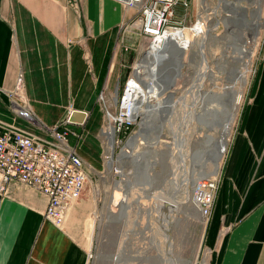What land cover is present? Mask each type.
Listing matches in <instances>:
<instances>
[{
	"label": "crops",
	"instance_id": "obj_1",
	"mask_svg": "<svg viewBox=\"0 0 264 264\" xmlns=\"http://www.w3.org/2000/svg\"><path fill=\"white\" fill-rule=\"evenodd\" d=\"M133 12L118 0H80L79 8L69 0H0V117L13 120L8 92L22 71L42 122L52 126L79 108L88 113L87 129L98 131L103 119L96 129L93 125L100 91L114 94L117 81L125 76V84L134 66L132 44L138 36L126 32L123 39L120 29ZM252 63L255 71H248L201 239L212 254L210 264H264V40ZM16 123L51 136L23 117ZM81 153L88 162L95 156L86 148ZM5 185L0 189V264H88L86 246L68 228L45 218L44 193L19 180Z\"/></svg>",
	"mask_w": 264,
	"mask_h": 264
},
{
	"label": "rangeland",
	"instance_id": "obj_2",
	"mask_svg": "<svg viewBox=\"0 0 264 264\" xmlns=\"http://www.w3.org/2000/svg\"><path fill=\"white\" fill-rule=\"evenodd\" d=\"M189 1L190 5L188 7L183 4L182 0L178 2L174 17L175 19L183 18L187 30H191L188 26L195 20L196 13V0ZM230 1L244 7V9L238 10L240 14H236L239 19L235 20V23L234 20H231L233 21L231 22V28H228L222 20L223 17L219 16V25H213L211 28L212 31L214 28L215 32L218 33L217 37L207 38L201 56L196 53L197 46L194 41L197 38H195V35L193 40L190 41V48L185 47L187 53L186 56L182 57L181 76L174 79V86L169 91L167 90L168 92H164L162 96L165 98L169 92H173L174 98H178L175 112L169 111V114L164 112L163 116L161 115V121L158 123L162 125V134H155L154 131L156 130L151 126L146 127L147 131L144 130L143 119L140 114H145V109L141 105L138 108L140 112L136 111L138 122L125 132L123 142H116L114 136L113 151L115 149L116 156L118 154L117 161L115 163L112 161L111 169H109L110 164L108 163L107 167L100 171L104 168V164H101V160L103 162L102 151L104 147L98 137V131L90 132L87 129L88 121H86L84 135L79 141V150L81 153V149L86 148L87 152L95 156L91 158L92 162L85 159L90 168L89 177L82 196L76 200L71 213L69 211L70 215L68 214L64 227L68 228L71 234L88 249V264H164L161 259L164 258L162 250L166 247V241L162 226L169 216L173 219V230L169 244L172 243L173 252L180 260L178 264H210L212 254L210 252L209 256L207 248L204 249L201 242L204 228L209 221L206 222V219L202 216L200 206H197L192 199H188L186 202H180L173 212L168 210V204L172 200L178 201L181 199L182 192L186 189L189 191V184L192 179L214 177L216 157H213L215 155L212 153H208L211 147L206 137L208 134L214 135L216 138L212 141V145L216 147L220 141L219 136L222 135V127L225 123L221 119L222 115L224 116L231 106L229 98L238 91L242 99L237 106L232 108L237 117L231 126L230 134L227 135L229 146L244 102L246 87L243 80L238 81L237 71L243 68L248 76L249 65L253 62L258 47L264 40V0ZM256 6H260L263 11L261 19L262 33L256 40H253L251 35H253L254 29L252 28V30L251 25L245 24L243 20L246 19L245 17L252 18ZM242 12L246 13L243 14ZM222 14L226 16L230 12L223 10ZM240 20L242 22L239 24ZM244 39L248 42V48L253 50L254 56L251 58L246 56L247 54L240 58L238 51L235 49L236 44H240L241 40ZM146 43H148L146 38L140 36L137 38V42L132 44V57L135 56V62L138 58H141V50ZM243 59L244 64H242ZM87 61L88 64L92 63L91 55ZM135 62H133V65H135ZM163 64L165 66L166 62ZM132 72H135L133 66L131 67ZM124 80L125 76L122 77L121 82L117 81L116 92L114 93L116 96L121 95ZM232 85H234V88ZM141 88V92L146 94L147 92L142 85ZM106 90L110 96L114 95L108 89ZM224 91L227 92L225 96H213L211 94L212 92L220 94ZM191 98L193 102L198 100L194 108L196 112L198 109L201 112L199 120L196 117L193 123L191 113L184 115V110L187 108L188 110L189 108L190 110L193 109ZM98 102V110L94 116L97 121L94 125L91 123L95 126V129L98 127L100 118L102 120L104 115L99 96ZM212 103L219 105L220 110L209 112L210 115L207 118L208 115H204V108L210 107ZM31 123L39 125L43 130L46 129L40 119H38V122ZM191 131L194 140L191 141L192 144L189 147L191 151L189 153L192 155L187 158V156L182 155L185 144L184 141L183 144L181 143V138H183V135L188 138ZM120 137L122 138V135ZM130 142H134V146L138 147V151L140 150L139 152L135 151L136 157L134 159L131 157V149L128 148ZM146 147L147 149H145ZM204 150L205 152H202ZM225 157L224 154L219 162L221 171ZM185 158L188 159L187 163L190 165H188V173L184 169V165H186ZM114 166L119 174L114 171ZM120 182L122 188H118ZM117 189H121L128 195L127 202H124L123 207L121 203L112 205L111 197L114 196ZM188 194L192 198V193ZM90 253L91 255H89ZM206 259L208 262L205 261Z\"/></svg>",
	"mask_w": 264,
	"mask_h": 264
},
{
	"label": "built area",
	"instance_id": "obj_3",
	"mask_svg": "<svg viewBox=\"0 0 264 264\" xmlns=\"http://www.w3.org/2000/svg\"><path fill=\"white\" fill-rule=\"evenodd\" d=\"M69 1L79 8L80 0ZM118 1L125 8H132L134 11L120 24L122 37L124 39L126 32L145 37L148 43L142 48V54L150 47L158 46L161 49L168 42L171 29L179 31L186 27L183 18H174L180 0ZM182 2L186 7L190 5L189 0ZM222 12L220 0H196L195 20L188 27L196 37L202 36L213 23L219 21V16H224ZM179 40L186 48H190V40L184 35H180ZM124 49L128 50L130 46L124 45ZM89 56L87 54L86 58L89 59ZM254 71L255 67L252 65L250 72ZM133 81L136 82V78L134 73H131L119 96L116 94L110 96L106 89L99 93L104 113L98 130V137L104 147L102 151L104 168L100 171L107 167L110 160L115 163L118 157L115 149L111 152L108 150V129L113 126L116 142H123L125 132L137 124L135 118L137 91L132 86ZM8 94L14 117L12 121L0 117V173L2 174L0 189H4L5 184L12 180L35 186L48 197L45 218L63 228L72 205L82 196L89 177V164L79 150V141L84 135L87 119L84 122L71 121L70 110L63 120L52 126L43 122L42 125L51 136H42L16 123L18 116L30 122H38L39 119L27 95L22 71L18 73L16 83ZM71 136L75 137V142H72ZM227 151L228 146L225 155ZM113 169L119 174L115 166ZM199 181L195 194L200 202V212L207 222L214 207L220 174Z\"/></svg>",
	"mask_w": 264,
	"mask_h": 264
},
{
	"label": "bare ground",
	"instance_id": "obj_4",
	"mask_svg": "<svg viewBox=\"0 0 264 264\" xmlns=\"http://www.w3.org/2000/svg\"><path fill=\"white\" fill-rule=\"evenodd\" d=\"M220 2H221L222 9L224 11H229L230 12V14H226V16H223L222 20H223V22L225 23V25L228 28H231V26H232L231 22H233L231 20H234V23H235V20L239 19L236 16V14L239 13L238 10L240 11V9L242 10V9H244V7L241 6L240 4L238 5L237 3L233 2V1H230V0H227V1L220 0ZM207 4L210 5L208 2H207ZM259 7L258 6L255 7V10L253 11V15L251 16L252 18L249 17L250 19H248L247 17H245L246 19H244V20L242 19L243 21H245V24L251 25L250 26L251 29L252 28L254 29L253 35H251L253 40H256L260 36V34L262 33V30H261V19L263 17V14H262L263 11H262L261 7L260 8ZM242 13L245 14L246 12L245 13L242 12ZM243 14H242V16H243ZM240 22H242V21L240 20L239 24H240ZM216 24H218V22L213 23L212 26L216 25ZM212 26L209 28V30H207L203 34V36H199V37H195L194 36L195 34L193 33V31L192 30H187L186 28H183L182 30H179V31L176 30V29H171L169 31V33H170L169 40H168L167 43H165V45L161 49L158 46L150 47L148 49V51H145L142 54L140 59L138 58V60H136L135 65L133 66V68H135L134 76L136 78V82L135 81L132 82V86L137 91V97H136L137 104H136V108H135V113H136V111L140 112L138 110V108H140L141 105H143V108L145 109V111H144L145 114H143V115L140 114V116L143 119L142 120V124H143L144 130L146 129V127L148 128V127L151 126L152 128H155L156 131L153 130L154 132H156L155 134H158V135L162 134L161 133L162 125L158 123L159 121H161V115L163 116L164 112L169 114V111L173 112L174 109L176 110L175 106L177 105L178 98L177 99H176V97L174 98V93L173 92H169V94L165 97L166 99L163 98L162 96H163L164 92H168L174 86V79H176L178 76H181V68H182V61H183L182 57L186 56L187 51L185 49L184 43L179 40V36L180 35H184L186 37V39H189L190 41L193 40L194 37L197 38L196 41H194V42H196V46H197L196 53L199 56H201L203 54V50H204V42L207 40V38L209 39V38H214V37L216 38L217 37L218 33L215 32L214 28H213L214 32L212 31V29H211ZM209 32H210V35H209ZM235 49L238 51V56L240 58L243 55H246V54H247L246 56H249L250 58L252 56H254L253 50H250V48H248V42L245 39L243 41L241 40L240 44L239 43L236 44ZM165 62H166V64H165V66H163L164 65L163 63H165ZM239 62H240V60H239ZM244 63H245V61L243 59L242 64H244ZM251 65H252V62L249 65L250 68H251ZM250 68H249V70L251 71ZM237 79H238L239 82H241L243 80L244 84H246V82L248 81V76L246 75L245 71H243V68H240L237 71ZM140 84L145 88V90L147 92L146 94H143L141 92L142 88H141ZM232 86L234 88V85H232ZM226 93L227 92L224 91V92H222L220 94L219 93H215V92H212L211 94L213 96H225ZM182 97L184 98V100H186L184 96H182ZM139 99H140V101H139ZM229 99H230V105L231 106L227 109V111L224 114V116L222 115L221 119H223L225 121V123H224V125L222 127V135L219 136L220 137V141L217 143L216 147H214L212 145V141L216 137L214 135H212V134H208L207 137H206L207 140H208L207 142H210L209 146L211 147V149H209L207 147L209 149L208 153H212L213 155H215L213 157H216L215 158L216 160L214 162V163H216L215 164V170H214V176L219 175V173L221 171V166L219 165V162L222 159V156H224V154H225L226 148L228 146V137H227V135L230 134L231 126H232L233 122L236 120V117H237V114H234V112L232 111V108L237 106L241 102L242 98H241L240 93H238V91H237V93L235 92V94H233L231 96V98H229ZM191 100L193 102L192 98H191ZM197 101L198 100H195L193 102V105H192L193 109L192 110H190V108H189V110H188V108L186 110H184V115H186L188 113L192 114V117H193L192 118V123L196 120L195 119L196 117L199 120L200 113H201L200 111H198L199 109L198 110L196 109L197 112L195 111L194 106H196ZM134 106H135V102H134ZM219 110H220L219 109V105H215V104L212 103L210 107L207 106V107L204 108V115L205 116L208 115L207 116V118H208L210 113H212V111L218 112ZM135 118H136V122H138V117L135 116ZM190 129H192V128H190ZM147 130L148 129H146V131ZM186 134H187V131H186ZM190 134L188 135V138L185 135H183V138H181L182 139L181 143L184 141V144H185L184 148H183L184 152L182 151V155L185 156V157L187 156V158H189V156L192 155V154L189 153L191 151L189 149V147H191V144H192L191 141L194 140V138L192 136L193 135L192 131H191ZM108 135H109L108 147H110L109 150L111 152V149L113 151V147H114V145H113V142H114V128H113V126L108 129ZM175 137H172V138L174 139ZM219 137H218V139H219ZM115 139H116V136H115ZM128 148L131 149V157L134 159L136 157L135 151H138L137 150L138 147L134 146V142H132V143L130 142ZM145 149H147V147ZM202 152H205V150L202 151ZM127 160H129V159H127ZM185 160H186V165H184L185 166L184 169H186V172L188 173V170H189L188 169L189 168L188 167L189 164L187 163L188 159L185 158ZM112 161L113 160L109 161V164H110L109 165V169H111V166L113 165L114 161L113 162ZM201 179H203V178L194 179V180L192 179L191 183L189 184V186H190V188L188 189L189 191H187V189L185 191H183L182 192L183 196L178 201H175V200L170 201L169 204H168V207H169L168 210L169 211L170 210L173 211L174 209H176L177 205L180 204V202H182V201L186 202V200H188V199H192L193 201L196 202L197 206H200V202L198 200V196L195 194V190H196L198 182H200L199 180H201ZM25 184H27V183H25ZM118 188H122V183L121 182L118 183ZM36 189H38V188H36ZM190 192L192 193V198H190V196L188 194ZM111 198H112V205H115L117 203H121V206L123 207L124 206V202L125 203L127 202L128 195H127V193H125L121 189L120 190L117 189L116 192H114V196L111 197ZM162 229H163V234L165 236V241H166V247H164V250H162L163 251V255H164V258H163V255H162L163 259H161V260H163L162 263H164V264H178L180 260L177 258V256H175V254L173 252L172 243H171V245L169 244L170 241H171L172 230H173V219L170 216L167 217V219L164 221ZM171 248H172V250H171ZM89 255H91V253ZM117 256H119V255H117Z\"/></svg>",
	"mask_w": 264,
	"mask_h": 264
},
{
	"label": "water",
	"instance_id": "obj_5",
	"mask_svg": "<svg viewBox=\"0 0 264 264\" xmlns=\"http://www.w3.org/2000/svg\"><path fill=\"white\" fill-rule=\"evenodd\" d=\"M87 111L79 108L71 110L70 120L73 122H84L87 119Z\"/></svg>",
	"mask_w": 264,
	"mask_h": 264
}]
</instances>
